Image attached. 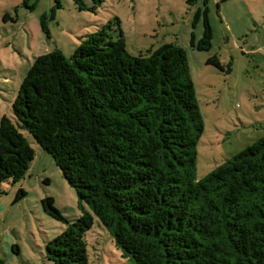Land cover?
I'll use <instances>...</instances> for the list:
<instances>
[{"label": "trees", "instance_id": "trees-1", "mask_svg": "<svg viewBox=\"0 0 264 264\" xmlns=\"http://www.w3.org/2000/svg\"><path fill=\"white\" fill-rule=\"evenodd\" d=\"M115 22V38L109 21L69 57L59 49L35 57L12 104L17 126L0 119V183L23 178L34 158L21 127L52 156L82 210L69 222L53 197L41 199L67 224L45 243L53 264H88L93 216L124 264H264V136L196 180L204 125L185 49L165 43L132 55ZM203 23L191 45L209 50L206 12ZM207 62L222 67L215 55ZM24 195L19 188L15 199Z\"/></svg>", "mask_w": 264, "mask_h": 264}, {"label": "rangeland", "instance_id": "rangeland-1", "mask_svg": "<svg viewBox=\"0 0 264 264\" xmlns=\"http://www.w3.org/2000/svg\"><path fill=\"white\" fill-rule=\"evenodd\" d=\"M205 12L211 48L199 50L191 36L201 38ZM116 17L132 55L165 43L185 49L204 125L196 180L264 136V0H0V119L5 115L17 126L12 104L36 56L59 49L69 57L82 38L109 21L115 38ZM214 55L221 68L207 62ZM18 129L35 155L23 178L0 183V264H53L45 243L67 224L46 213L41 199L53 197L69 222L82 210L52 156ZM19 188L25 195L16 200ZM93 218L85 234L88 264L126 263L109 231Z\"/></svg>", "mask_w": 264, "mask_h": 264}]
</instances>
